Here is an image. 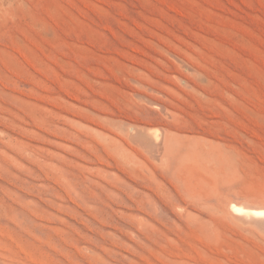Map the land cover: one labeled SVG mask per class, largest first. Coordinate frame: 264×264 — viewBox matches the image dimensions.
<instances>
[{"label":"rangeland","instance_id":"rangeland-1","mask_svg":"<svg viewBox=\"0 0 264 264\" xmlns=\"http://www.w3.org/2000/svg\"><path fill=\"white\" fill-rule=\"evenodd\" d=\"M231 205L264 209V0H0V264H264Z\"/></svg>","mask_w":264,"mask_h":264},{"label":"bare ground","instance_id":"bare-ground-1","mask_svg":"<svg viewBox=\"0 0 264 264\" xmlns=\"http://www.w3.org/2000/svg\"><path fill=\"white\" fill-rule=\"evenodd\" d=\"M186 65V64H185ZM159 92V91H158ZM159 102V101H158ZM161 107V106H160ZM158 109V108H157ZM162 109V108H161ZM165 109V108H164ZM131 121V120H130ZM138 122V121H137ZM142 123H144V122H142ZM146 125V124H145ZM140 127V126H139ZM134 128H136V126L134 127ZM145 129V128H144ZM137 130V129H136ZM140 130V129H139ZM143 130V129H142ZM148 130V129H147ZM154 131V130H153ZM142 132V131H141ZM150 132V131H149ZM184 132V131H183ZM135 133V132H134ZM147 133V132H146ZM136 134V133H135ZM143 135V134H142ZM157 135H158V133H157ZM130 136V135H129ZM129 136H128V139H129ZM148 136V135H147ZM151 136V135H150ZM131 137V136H130ZM138 137V136H137ZM149 137V136H148ZM148 137H147V139H148ZM162 137V136H161ZM144 138H145V136H144ZM151 138V137H150ZM153 138V137H152ZM151 138V139H152ZM158 138V137H157ZM156 138V139H157ZM137 139H139V138H137ZM136 139V140H137ZM146 139V138H145ZM158 139H160V138H158ZM165 140H163V142H164V149H165V152H164V155L165 156H167V157H169V158H172L174 161H178V164L176 165V168H178V166L180 165L179 164V160L181 159L180 158V154H179V149L178 148H180V139L179 138H177V136H175L174 134H172V133H170V134H168L165 138H164ZM136 140H132V141H136ZM150 140V139H149ZM153 140V139H152ZM147 141V140H146ZM155 141V140H154ZM154 141H153V143H154ZM149 142V141H148ZM159 142H157V144H158ZM143 143H141V145H142ZM145 144V143H144ZM143 144V145H144ZM150 144V143H149ZM134 145H135V143H134ZM140 145V146H141ZM148 146V145H147ZM150 146H151V144H150ZM150 146H148V147H150ZM155 146H156V144H155ZM142 148V147H141ZM194 148V147H193ZM193 148L191 149V151L188 153V156H190L191 154H192V156H193V158L195 157V158H199V155L196 153V151H192L193 150ZM142 149H144V148H142ZM145 149H146V147H145ZM154 149V148H153ZM152 149H150V151H151ZM149 151V152H150ZM188 152V151H187ZM126 153V152H125ZM146 153H148V151H146ZM200 153V152H199ZM150 154V153H149ZM153 154H154V152H153ZM201 155H203V154H201ZM122 156H123V154H122ZM204 156V155H203ZM135 157V156H134ZM150 157V156H149ZM152 157H154V155L152 156ZM182 157V156H181ZM157 158V157H156ZM156 158H154L153 160H155ZM159 158V157H158ZM192 158V157H191ZM200 158H201V156H200ZM202 158H204V157H202ZM128 159V158H127ZM151 159V158H150ZM187 159H190V158H187ZM183 160V159H182ZM194 160V159H193ZM202 161H203V159H201ZM158 162V160L156 161V163ZM182 162V161H181ZM195 162V161H194ZM199 162V161H198ZM176 170V169H175ZM231 203V202H230ZM232 204H234V203H232ZM236 204V203H235ZM232 206V208H229V209H231V210H233L232 212L234 213H236V214H240V215H244V216H246V217H256V219L258 218H264V209H259V208H257V209H254V208H245V207H239V206H237V205H231ZM230 210V211H231ZM229 211V212H230ZM231 213V212H230ZM244 218V217H243Z\"/></svg>","mask_w":264,"mask_h":264}]
</instances>
